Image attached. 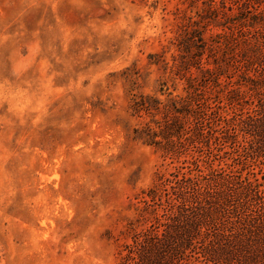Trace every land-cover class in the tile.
I'll list each match as a JSON object with an SVG mask.
<instances>
[{"label":"rangeland","instance_id":"1","mask_svg":"<svg viewBox=\"0 0 264 264\" xmlns=\"http://www.w3.org/2000/svg\"><path fill=\"white\" fill-rule=\"evenodd\" d=\"M202 8L200 0H0V264H119L130 225L148 217L143 192L173 173L233 206L253 204L258 191L246 187L259 181L264 200V157L246 150L243 133L227 125L234 107L216 94L214 125L178 157L135 133L151 117L133 114L134 99L186 96L177 65L188 55L177 44ZM220 32L210 26L205 38ZM167 188L163 201L174 204ZM182 191L189 201L192 190Z\"/></svg>","mask_w":264,"mask_h":264},{"label":"trees","instance_id":"2","mask_svg":"<svg viewBox=\"0 0 264 264\" xmlns=\"http://www.w3.org/2000/svg\"><path fill=\"white\" fill-rule=\"evenodd\" d=\"M200 1L203 8L195 20L187 17L188 25L181 28L177 44L188 55V60L177 65V75L186 80V96L165 102L146 96L134 99L133 114L151 117L135 133L165 155L180 156L184 142L200 141L205 126L214 125V93L220 104L234 107L227 125L234 122V128L245 136L246 150L262 158L264 0ZM210 26L221 32L206 39ZM192 68L197 75L191 73ZM181 117L191 119L193 127H185ZM171 177L159 179V184L143 192L146 207L140 216L148 217L138 221L139 226L130 225L131 242L124 245L119 264H264V200H260L259 181L246 187L251 193L258 191L253 204L233 206L216 194L204 195L186 173ZM168 186L178 196L174 204L163 201ZM187 189L192 190L189 201L182 198V190Z\"/></svg>","mask_w":264,"mask_h":264}]
</instances>
